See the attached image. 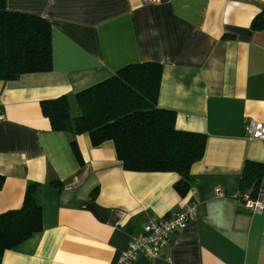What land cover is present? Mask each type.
Instances as JSON below:
<instances>
[{
    "label": "crops",
    "instance_id": "obj_1",
    "mask_svg": "<svg viewBox=\"0 0 264 264\" xmlns=\"http://www.w3.org/2000/svg\"><path fill=\"white\" fill-rule=\"evenodd\" d=\"M10 11L51 25L52 66L0 80V213L20 207L26 185L41 207L40 231L5 250L0 264H119L150 217L195 204V216L159 255L132 264H264V211L236 199L243 162L264 165V140H248L247 120L264 122V0H5ZM162 65L159 107L179 130L205 134L185 196L174 172L128 171L112 141L52 131L39 102L75 94L133 63ZM53 182V183H51ZM221 187L223 196L215 194ZM260 187L264 188V175Z\"/></svg>",
    "mask_w": 264,
    "mask_h": 264
},
{
    "label": "trees",
    "instance_id": "obj_2",
    "mask_svg": "<svg viewBox=\"0 0 264 264\" xmlns=\"http://www.w3.org/2000/svg\"><path fill=\"white\" fill-rule=\"evenodd\" d=\"M264 23V11L252 26ZM51 25L43 17L10 11L0 0V80L51 69ZM162 65L157 62L127 64L110 77L75 94L79 114L70 116L66 95L43 99L41 112L52 131H63L79 160L75 136L85 133L92 146L112 141L121 167L128 171L174 172L173 187L185 196L192 184L191 165L204 152L205 134L179 130L175 112L157 105ZM264 165L243 162L238 193L253 197L260 188ZM4 177L0 174V188ZM53 183V182H51ZM38 183L26 185L20 207L0 213V261L12 249L42 228L41 207L33 198ZM240 202V201H239Z\"/></svg>",
    "mask_w": 264,
    "mask_h": 264
},
{
    "label": "built area",
    "instance_id": "obj_3",
    "mask_svg": "<svg viewBox=\"0 0 264 264\" xmlns=\"http://www.w3.org/2000/svg\"><path fill=\"white\" fill-rule=\"evenodd\" d=\"M158 3L162 0H145ZM2 115H0V119ZM244 135L248 140H264V122L247 120L243 125ZM215 194L224 195L221 187H216ZM243 209L250 214L264 211V188H259L251 197L247 192L236 194ZM195 204H187L178 211H173L165 216L150 217L143 225L142 230L131 236L127 248L123 251L119 264H132L138 255L156 257L162 247L170 242L171 235L181 229L195 216Z\"/></svg>",
    "mask_w": 264,
    "mask_h": 264
},
{
    "label": "bare ground",
    "instance_id": "obj_4",
    "mask_svg": "<svg viewBox=\"0 0 264 264\" xmlns=\"http://www.w3.org/2000/svg\"><path fill=\"white\" fill-rule=\"evenodd\" d=\"M1 115V114H0ZM223 196V195H222ZM123 253V252H122ZM122 253H121V255H122ZM121 255H120V258H121ZM133 262V261H132ZM119 263H120V259H119Z\"/></svg>",
    "mask_w": 264,
    "mask_h": 264
}]
</instances>
